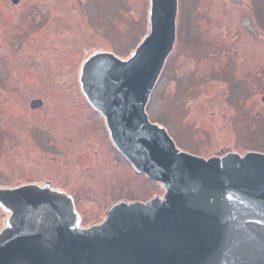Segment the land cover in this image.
Instances as JSON below:
<instances>
[{
  "label": "rangeland",
  "instance_id": "1",
  "mask_svg": "<svg viewBox=\"0 0 264 264\" xmlns=\"http://www.w3.org/2000/svg\"><path fill=\"white\" fill-rule=\"evenodd\" d=\"M51 1L56 0H23L19 6L11 3L4 13H8L6 23L16 30L18 39L33 29L25 56L41 55L47 44L56 42L58 46L51 47L57 50L54 54L64 50L71 56L68 76L72 79L68 77L63 97L56 100L49 94L52 100L45 117L53 124L49 127L40 123L41 129L57 140L50 149L37 144L38 148L30 140L21 144L22 148L13 144L5 148L0 153V181L10 185L37 179V163L49 160L59 169L53 173L57 182L63 180L71 184V191L84 194L80 210L87 221L101 219L107 203L119 196L130 199L158 189L163 194L162 185L138 175L114 145L105 117L87 102L79 79L83 59L97 51H109L123 59L150 27L152 2L63 1L58 12L65 25L58 21L59 39L53 38L54 31L45 35L52 31L47 25L35 37L34 21L39 25L50 19H40L37 5L43 7ZM178 4L177 40L151 94L147 106L150 119L159 120L175 143L192 153L264 152V0H178ZM9 33V29L0 27L3 53L18 49L22 43ZM9 58L22 60L10 54ZM40 67L42 75L49 74L53 81L56 70L47 64ZM21 110L4 117L13 129H26L29 134L31 118L35 117ZM59 128L64 136H60ZM43 142L46 145L45 139ZM16 167H20L18 174ZM5 217L0 204V223Z\"/></svg>",
  "mask_w": 264,
  "mask_h": 264
},
{
  "label": "water",
  "instance_id": "2",
  "mask_svg": "<svg viewBox=\"0 0 264 264\" xmlns=\"http://www.w3.org/2000/svg\"><path fill=\"white\" fill-rule=\"evenodd\" d=\"M151 2L150 27L123 59L93 54L81 83L119 150L162 183L164 196L158 189L130 199L163 198L115 204L119 196L82 227L66 192L24 183L34 179L7 185L0 188L10 213L0 223V264H264V153H192L149 119L178 13V0Z\"/></svg>",
  "mask_w": 264,
  "mask_h": 264
},
{
  "label": "flooded vegetation",
  "instance_id": "3",
  "mask_svg": "<svg viewBox=\"0 0 264 264\" xmlns=\"http://www.w3.org/2000/svg\"><path fill=\"white\" fill-rule=\"evenodd\" d=\"M63 1L66 4H70L71 2L70 0H61L60 2L56 0V1H51L49 4H44L43 7H41L40 4L37 5L38 6L37 8H41L40 13L37 14L38 16L40 15V19H42L43 17L45 19L46 17H50V19L40 22V24H42L41 26L40 24L39 25L37 24L39 23L38 21L36 20L34 21V30L35 32L37 31L35 33V37H36V34L37 33L39 34V31H41L43 27L47 25L49 30H52V31L51 33L45 34V35L50 36L52 32L54 31L53 38L59 39V35L57 33L58 31L57 26L59 25L60 22L62 25H65V19L63 17H59V12H58V10L61 7L63 8V6H61L63 4ZM22 2L23 0H20L17 3L12 2V0H0V3H1L0 5V27H3L6 30L9 29L10 35L15 37V39H17L18 41L20 40V42L22 41V43L18 46V49L14 48V50H9L7 53L1 52V49H0V72H1L2 64L4 63L5 65L2 69L3 71L1 72L2 75L0 76V114L2 113L0 115V153L3 152L5 148L9 147L12 144L14 147L22 148V146L20 145L29 140L33 144H35L38 148L39 146H42V147H48V149H50L51 146L52 147L54 146V143L57 140L56 137L52 139L48 132H44L45 130L41 129L43 127L40 126V123L45 124L46 126H49V127L52 126L53 123L51 122L53 121L45 117L46 111H49V109H47V104L48 102L50 103V99H51V96L49 94H52L55 96V97H52V99L60 100L63 97L64 88L68 86L67 81L69 79H72L71 75L70 77L68 76L69 73L72 71L68 68L69 67L68 61L70 60L71 56L68 54V52H65L64 50L63 52L58 50L56 54H54L53 52H56L57 50H51V47L58 46L57 42L51 43V46L47 44L48 42H46L47 46L49 47L43 49L41 55L40 54L35 55V57L25 56L26 47H29L31 45L29 42H27V39L33 34V29L30 34L22 36L21 38L18 39L17 36L19 35L16 33V30H14V28L9 27V23H6V20L8 19L7 18L8 13L7 14L4 13L5 9L6 11H8L11 3H13L14 6H19V5H22ZM52 16H54L55 18H51ZM20 19L23 20L22 16L19 17V20ZM24 20L27 21L26 18H24ZM68 22L70 21L68 20ZM10 23L13 25L18 24V22L16 21H11ZM53 25H55V27ZM36 26L37 28H35ZM40 40H41V36L39 37V42ZM14 41L15 40L13 38V42ZM35 45L36 44L34 43L32 48ZM9 46L10 44L7 45L8 48ZM13 47H15L14 43H13ZM72 48L73 47L70 46V51L72 50ZM71 52L73 55V51ZM9 54L10 56H19V58H22V60L14 61L9 58ZM63 54H64V58L62 57ZM62 59L65 61H63ZM86 59L87 58L83 59V63ZM40 60H41V63H39ZM44 64L52 66L56 70V77L52 78L53 81H50L51 77L49 76V74L42 75V72H44V70L40 66ZM53 76H55V74ZM80 76L81 74L79 75V79H80ZM60 85H61V88L59 87ZM55 86H58V87H55ZM56 90L59 91V94L57 96L55 94ZM79 92H82V91L80 90ZM6 98H8L7 102H6ZM4 103H5V106H3ZM7 106H10V107L8 108L9 113L6 114L5 108ZM21 109L25 111L26 115L30 117L31 116L35 117V118H31L32 123L30 127V132H29L30 135L26 133V129L25 131H23V129H20V130L13 129L12 126H10V123H7L8 121L4 117L6 115H8L9 117L12 115H17L20 111H22ZM96 111L98 110L96 109ZM49 114L50 112L48 113V115ZM59 130H60L59 132L61 133L60 136H64L63 130L60 128ZM27 136H29V139H27ZM44 139H45L46 145H43ZM48 161L49 160L45 162L44 160L42 162L37 163V172L39 173V178L34 179V181H30L29 183L28 182H24V183L25 184H38L42 187H51L54 190L63 191L71 195L74 199L76 209L81 215V226L85 227L86 221H87L86 219L87 215L83 214L80 210L81 208L80 201H81V197L84 196V194L78 191H75V190L71 191L69 189L71 184L69 185L65 184L66 182L63 180H59L57 182V179H58L57 174H53V173L55 172L58 173L59 169L56 168V166H52V164L48 163ZM15 171H16V174H18L20 172V167H16ZM51 174H53V178ZM138 175L142 176L143 179L147 178L145 174L138 173ZM79 185H77L76 187H78ZM9 187H13V186H7V185L0 184V188H9ZM120 200L133 201V199H128L126 197L121 198L118 201ZM118 201H115V202H118ZM5 212H6V217H5V222H6L9 216V212L7 211ZM93 224H97V222L89 223L88 226L93 225Z\"/></svg>",
  "mask_w": 264,
  "mask_h": 264
}]
</instances>
